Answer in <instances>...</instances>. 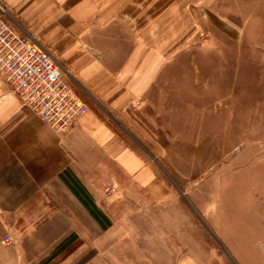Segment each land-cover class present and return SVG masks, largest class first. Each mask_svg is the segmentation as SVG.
Wrapping results in <instances>:
<instances>
[{
	"label": "crops",
	"instance_id": "1",
	"mask_svg": "<svg viewBox=\"0 0 264 264\" xmlns=\"http://www.w3.org/2000/svg\"><path fill=\"white\" fill-rule=\"evenodd\" d=\"M244 1L2 0L16 30L53 55L89 110L60 136L0 78V264H71L89 254L93 264L102 225L88 206L100 209L98 192L80 171L99 154L128 188L160 193L154 167L118 128H133L131 106L196 40L208 41L230 17L242 19ZM185 263L198 264L191 256Z\"/></svg>",
	"mask_w": 264,
	"mask_h": 264
},
{
	"label": "rangeland",
	"instance_id": "2",
	"mask_svg": "<svg viewBox=\"0 0 264 264\" xmlns=\"http://www.w3.org/2000/svg\"><path fill=\"white\" fill-rule=\"evenodd\" d=\"M242 7L133 105V128H118L159 194L128 188L101 154L83 163L108 218L93 264H264V0Z\"/></svg>",
	"mask_w": 264,
	"mask_h": 264
},
{
	"label": "built area",
	"instance_id": "3",
	"mask_svg": "<svg viewBox=\"0 0 264 264\" xmlns=\"http://www.w3.org/2000/svg\"><path fill=\"white\" fill-rule=\"evenodd\" d=\"M0 78L12 86L13 93L25 107L60 136L74 131L89 110L88 104L68 83L70 77L53 55L35 37L16 30L2 0ZM138 105L140 101L135 104ZM3 242L10 245L11 239L7 237Z\"/></svg>",
	"mask_w": 264,
	"mask_h": 264
},
{
	"label": "trees",
	"instance_id": "4",
	"mask_svg": "<svg viewBox=\"0 0 264 264\" xmlns=\"http://www.w3.org/2000/svg\"><path fill=\"white\" fill-rule=\"evenodd\" d=\"M94 217L99 221V223L103 226V221L106 220V216L101 212L100 209H98L95 205L88 206ZM111 227L110 222L108 224L104 225L105 229H108Z\"/></svg>",
	"mask_w": 264,
	"mask_h": 264
}]
</instances>
